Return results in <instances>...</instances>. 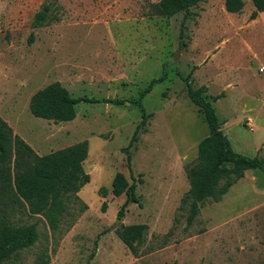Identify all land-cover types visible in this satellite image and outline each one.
<instances>
[{
    "label": "rangeland",
    "instance_id": "374dc122",
    "mask_svg": "<svg viewBox=\"0 0 264 264\" xmlns=\"http://www.w3.org/2000/svg\"><path fill=\"white\" fill-rule=\"evenodd\" d=\"M160 0H0V115L39 154L87 139L90 181L53 231L40 214L8 210L15 223H37L38 240L13 262L34 264H264V173L249 169L217 202H205L191 224L180 199L185 166L208 135L204 115L186 94L182 76L204 85L220 127L237 152L264 156V12L250 19L224 0H202L165 14ZM48 6L47 20L33 24ZM30 34L33 35L29 41ZM175 54L176 57H175ZM142 99L146 120L125 147L141 111L133 103H84L66 122L34 117L30 96L58 80L73 96ZM116 172L135 180L140 204L106 196ZM106 203L102 210V203ZM81 204L85 205L81 209ZM1 206V204H0ZM147 225L139 255L117 236L120 224ZM92 257L90 258V256Z\"/></svg>",
    "mask_w": 264,
    "mask_h": 264
},
{
    "label": "trees",
    "instance_id": "16d2710c",
    "mask_svg": "<svg viewBox=\"0 0 264 264\" xmlns=\"http://www.w3.org/2000/svg\"><path fill=\"white\" fill-rule=\"evenodd\" d=\"M202 0H160V7L165 14L187 11ZM253 9L250 19L264 11V0H251ZM244 0H224V8L230 13L241 12ZM48 6L38 11L33 24L41 26L47 20ZM33 35L30 34L29 41ZM186 94L204 115L209 133L197 144L194 161L185 166L188 189L180 199V209H187L186 221L191 224L205 202H217L228 192L245 171L260 169L264 173V156H249L233 149L227 135L220 127L212 102L223 96L222 92L209 99L206 87H193L189 74L182 76ZM165 79V74L152 78L136 98L94 97L89 95L73 96L58 80L49 82L37 89L29 98L28 109L37 118L66 122L75 118L76 105L84 103H133L141 111V120L136 125L128 144L122 148L126 165L132 175L130 163V146L136 140L146 112L142 99L152 85ZM212 102H211V101ZM88 140L83 139L62 148L39 155L20 135L14 134L12 128L0 116V264H18L13 262L20 252L32 246L39 238L37 223H15L8 210L15 207L24 208L29 214L43 216L48 227L55 231L71 215L69 208L81 200L78 191L90 181V175L83 168L88 155ZM135 180L128 182L122 172H116L111 181V188H98V194L114 196L125 194L117 216L122 218L129 202L140 204V197L135 191ZM81 209L86 207L81 204ZM105 210L106 203L101 206ZM147 225L120 224L115 232L126 244L133 255L140 253L145 239ZM92 255L90 256V258ZM49 256L40 253L34 264H47Z\"/></svg>",
    "mask_w": 264,
    "mask_h": 264
},
{
    "label": "crops",
    "instance_id": "0c3cea01",
    "mask_svg": "<svg viewBox=\"0 0 264 264\" xmlns=\"http://www.w3.org/2000/svg\"><path fill=\"white\" fill-rule=\"evenodd\" d=\"M262 12H264V11H262ZM261 13V12H260ZM1 116V115H0ZM41 119H43V118H41ZM23 138V137H22ZM24 139V138H23ZM25 140V139H24ZM26 141V140H25ZM27 142V141H26ZM28 143V142H27ZM32 147V146H31ZM33 148V147H32ZM34 149V148H33ZM35 151V150H34ZM53 151V150H52ZM36 152V151H35ZM50 152V151H49ZM37 154H39L38 152H36ZM48 153V152H47ZM45 154V153H44ZM39 155H42V154H39ZM84 163V162H83ZM84 168V167H83ZM86 185V184H85ZM81 191H82V188L78 191V196L79 195H81Z\"/></svg>",
    "mask_w": 264,
    "mask_h": 264
},
{
    "label": "water",
    "instance_id": "95a60500",
    "mask_svg": "<svg viewBox=\"0 0 264 264\" xmlns=\"http://www.w3.org/2000/svg\"><path fill=\"white\" fill-rule=\"evenodd\" d=\"M177 54H175V57H176ZM119 220V218H117Z\"/></svg>",
    "mask_w": 264,
    "mask_h": 264
}]
</instances>
